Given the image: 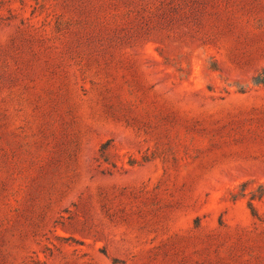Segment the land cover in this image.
<instances>
[{
	"label": "rangeland",
	"instance_id": "obj_1",
	"mask_svg": "<svg viewBox=\"0 0 264 264\" xmlns=\"http://www.w3.org/2000/svg\"><path fill=\"white\" fill-rule=\"evenodd\" d=\"M0 264H264V0H0Z\"/></svg>",
	"mask_w": 264,
	"mask_h": 264
}]
</instances>
